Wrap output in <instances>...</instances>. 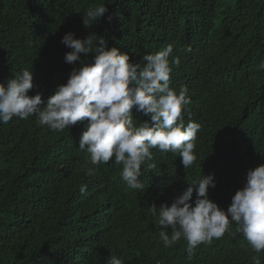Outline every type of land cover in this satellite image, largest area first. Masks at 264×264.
<instances>
[{"label":"trees","instance_id":"obj_1","mask_svg":"<svg viewBox=\"0 0 264 264\" xmlns=\"http://www.w3.org/2000/svg\"><path fill=\"white\" fill-rule=\"evenodd\" d=\"M101 4L99 21L84 24ZM68 31L102 35L132 62L172 44L169 63H181L171 65L170 86L187 87L184 122L201 125L197 160L184 169L179 156L152 149L147 163L156 167L142 165L145 189L133 190L114 157L92 166L79 150L86 120L60 132L36 117L0 124V264H107L110 255L123 264H254L255 255L264 264V252L239 234L201 244L191 257L183 239L164 246L149 207L170 206L186 180L213 174L209 198L226 210L246 171L264 163V72L255 70L264 60V0H0V82L28 69V94L46 101L74 66L64 61ZM132 111L137 124L150 119Z\"/></svg>","mask_w":264,"mask_h":264},{"label":"clouds","instance_id":"obj_2","mask_svg":"<svg viewBox=\"0 0 264 264\" xmlns=\"http://www.w3.org/2000/svg\"><path fill=\"white\" fill-rule=\"evenodd\" d=\"M106 11L105 4L90 7L84 24L97 23ZM107 19L110 22L111 16ZM61 43L71 49L64 61L74 65L66 82L45 101L40 92L28 94L34 87L32 71L24 69L6 78L0 82V124L14 117H36L39 126L60 132L86 120L79 150L89 154L92 166L107 164L114 157V162L122 165L121 179L133 190L145 189L139 179L141 166L152 161V149L179 156L184 169L195 163L201 125L191 119L184 122L183 113L191 103L187 87L181 86L177 92L170 86L171 65L181 63L179 56H173L169 63L172 44L132 62L127 53L109 47L108 39L94 32L82 40L68 31ZM182 51L190 52L191 48ZM255 70L264 72V60ZM133 108L150 119L135 123ZM147 167L156 165L147 163ZM95 170L87 168L86 175ZM186 181L187 187L170 206H149L164 246L183 239L191 257L201 244L210 245L228 233L242 235L253 253L264 252V163L246 171L243 186L235 191L226 210L209 198V188L216 186L213 174ZM80 192L86 193V185H81ZM253 261L260 264L258 256L254 255ZM107 264L123 261L110 255Z\"/></svg>","mask_w":264,"mask_h":264}]
</instances>
